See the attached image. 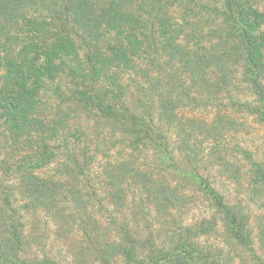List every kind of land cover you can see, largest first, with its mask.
Segmentation results:
<instances>
[{"label":"trees","instance_id":"1","mask_svg":"<svg viewBox=\"0 0 264 264\" xmlns=\"http://www.w3.org/2000/svg\"><path fill=\"white\" fill-rule=\"evenodd\" d=\"M159 1L0 0V136H6L12 153H25L15 167H0L18 180L16 187L35 207L78 224L88 244L84 251H92L99 264H114L117 258L125 264H228L198 248L188 232L167 249L156 246L150 234L135 237L115 218H110L115 236L105 239L106 233L100 234L97 223L87 219L89 199L96 194L90 165L97 155L110 157L107 144L120 134L129 154L103 168L105 186L115 201L123 200L127 184V189L142 188L164 212L174 206L173 192L152 185V173L142 172L132 161L138 150L153 151L159 165L197 182L228 238L254 257L245 215L196 171L174 166L170 134L175 131L184 151L220 139L223 118L211 124L181 121L177 110L196 103V88L212 90L214 96L227 92L235 67L241 69L252 100H233L232 107L264 125V0L200 3L201 10L214 16L211 23L220 24L202 32L194 22L192 33L169 23ZM161 62L172 73L166 79L168 89L150 73ZM132 73L140 80H133ZM89 120L105 132L102 140L100 132L87 140L80 124ZM56 162L51 175L36 174ZM251 166L253 182L264 185V169L257 163ZM0 188L2 205L12 213L6 216L0 206V264H57L46 257H25L11 185ZM213 229L208 223L201 233ZM258 240L264 252V226ZM77 264L89 263L81 258Z\"/></svg>","mask_w":264,"mask_h":264},{"label":"rangeland","instance_id":"2","mask_svg":"<svg viewBox=\"0 0 264 264\" xmlns=\"http://www.w3.org/2000/svg\"><path fill=\"white\" fill-rule=\"evenodd\" d=\"M203 2L210 6L215 4L214 0L159 1L163 6L162 14L170 19L169 23L185 28L186 33H192L194 26L191 24L194 22L202 26L199 28L202 32H207L220 24L216 21L211 23L210 20H213L214 16L199 8V4ZM182 36L180 40L183 39ZM205 46L209 47V44ZM162 65L163 62L153 67L150 73L153 79L168 89L166 79L172 73ZM140 66L144 67V64ZM231 70L234 72L228 77L230 84L227 92L221 90L214 96L212 90L208 91L204 88L199 92L196 88L193 90L196 103L193 105L184 103L185 106L177 110L181 121L193 120L211 124L223 118L224 131L220 139L215 142L205 140L196 144L191 150L184 151L173 130L170 134V149L173 150L174 166L177 169L196 171L223 196L227 204L236 206L245 215L254 257L228 238L227 229L197 182L184 174H177L173 168L165 164L159 165L153 151L138 150L134 153L135 157L132 161L142 172L152 173V185H165L170 192H173L174 206L164 212L158 209L156 203L147 197L142 188L133 186L127 189V184L124 185L123 200L115 201L110 195L108 186H105V180L108 179L103 168L107 162L116 164L119 158L129 154L128 143L123 142L125 138L123 139L120 134L112 137L110 142L107 141V146H110V157L105 159L97 155L90 165L91 185L96 190V194L89 199L90 205L86 217L90 218V222L97 223L100 234L106 233L105 239L115 236L113 235L115 228L110 225V218H115L119 225H127L135 237L145 239L150 234L158 247L168 249L180 236L184 237L188 232V236L198 248L211 256L222 257L228 264H258L256 260L258 257L264 262V252L258 240L259 229L264 226V185L253 182L251 166L252 163H257L264 169V125L257 122L254 117L232 107L233 100L251 101L252 96L248 87L242 84L241 69L235 67ZM131 77L133 80L135 78L140 80L134 73ZM95 125L97 127V123L93 120L80 124L89 136L87 137L89 141L96 134L98 136V132L102 133L98 140H102L101 137L105 135L100 127L99 130L95 129ZM7 140L6 136H0V166L7 163L6 168L15 167L25 153H12ZM90 146L91 152H94L95 148L91 144ZM58 164L56 162L49 168L37 171L36 174L51 175ZM5 169L0 167V187L5 189L6 186L11 185L12 207L16 211V218L23 225L21 229L26 244L25 257L29 260L46 257L57 264H77L82 258L89 264H99L92 251H84L88 244L78 224L67 223V218L54 217L42 206L35 207L29 198L20 193L21 189L16 187L18 180L14 177L10 178L5 173ZM2 196L0 188V206L6 216L12 215L3 207ZM208 223L214 229L208 234L201 233V228L207 227ZM114 264L125 263L122 258H117Z\"/></svg>","mask_w":264,"mask_h":264}]
</instances>
